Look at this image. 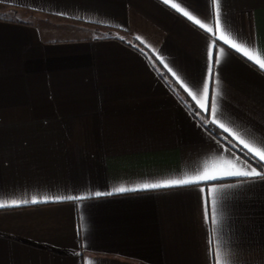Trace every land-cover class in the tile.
Returning a JSON list of instances; mask_svg holds the SVG:
<instances>
[{
  "label": "crops",
  "instance_id": "obj_1",
  "mask_svg": "<svg viewBox=\"0 0 264 264\" xmlns=\"http://www.w3.org/2000/svg\"><path fill=\"white\" fill-rule=\"evenodd\" d=\"M181 7L215 35L162 0H0V202L82 197L0 208V264H264V178L179 100L256 162L230 133L264 139V70L220 37L264 59V0Z\"/></svg>",
  "mask_w": 264,
  "mask_h": 264
},
{
  "label": "snow or ice",
  "instance_id": "obj_2",
  "mask_svg": "<svg viewBox=\"0 0 264 264\" xmlns=\"http://www.w3.org/2000/svg\"><path fill=\"white\" fill-rule=\"evenodd\" d=\"M213 3H217L218 0H212ZM162 3L166 5H170L171 8L175 9L177 12H180L182 15H184L189 21H193L196 25H198L201 29H205L209 33H213V27H208V22H202L201 19L195 18L193 15L190 14L189 11L185 10V7H181V4L183 3V0H178L177 3H172L171 0H162ZM223 26L225 29L230 33L231 30L227 28L226 23L222 22L220 18V12L219 9H217L216 12V20H215V30L219 31ZM122 39V38H121ZM137 39H140V37H137ZM220 39L224 40L226 44H229L233 49H235L237 52L242 53L243 56H245L248 60L252 61L255 65L258 66L260 70H264V59L261 58V55L259 53H256L252 50V42L251 41H243L240 40L239 37L233 36L232 39H229L227 36H221ZM237 40H240L239 43L235 42ZM143 42V41H142ZM242 45H246L242 46ZM161 60L162 63H164L163 59L161 57H157ZM215 63H220L219 59H214ZM166 67L168 65H165ZM206 68L209 73V79H211V73H212V65L211 63L206 62ZM169 71L173 72V76L177 78L178 82L182 81L181 86L185 87V91H188L189 88L193 89L194 91H189V95L193 97V100H195L196 104L200 107V109L204 111L209 110L208 106V93H209V85L207 83H201L199 86L192 85L188 81H186L178 72L173 71L171 68H169ZM201 88L203 89V95L205 103H201L198 97L201 95ZM219 93H216L211 98V112L213 114V123L218 122V101L217 96ZM219 127L222 128L225 132H229V128L225 127L223 123L219 124ZM234 136V138L239 140V143L243 145V148L247 149V153L253 154V159L256 160V163L259 164L260 161H264V139H261L257 137L256 135L250 134L248 132H244L243 136L245 138L241 139L240 136H237L235 133H230ZM255 145V146H254ZM258 158V159H256ZM235 164L239 165L240 161L237 159L235 160ZM246 166H241V168H245ZM227 176H247V177H255V176H261L264 178V174L261 172H258L255 168H252L251 170H238V171H229L225 173ZM210 179H216V177H210L207 175H203L200 177L195 178H185V179H173V180H166L161 183H144L137 186L136 189H127L124 187H118L115 188V192H125V191H135V190H143V189H157L162 187H171V186H179V185H188L191 183H197L199 181H207ZM201 191H204V189H201ZM110 194V193H109ZM96 196H100V192L95 193ZM73 199H82V197H73L72 195H66V196H55V197H44L41 200H37L35 197H33L30 201L29 200H11L6 202H0V208H6V207H19L22 204H35V203H47V202H60L63 200H73ZM207 219V216H206ZM213 223H216L215 219H213ZM216 264H223L222 258L219 254V250L217 252V258H216Z\"/></svg>",
  "mask_w": 264,
  "mask_h": 264
},
{
  "label": "trees",
  "instance_id": "obj_3",
  "mask_svg": "<svg viewBox=\"0 0 264 264\" xmlns=\"http://www.w3.org/2000/svg\"><path fill=\"white\" fill-rule=\"evenodd\" d=\"M147 57V56H146ZM159 76L162 80H164L168 85L169 88L174 90L173 84L166 78L165 74L163 72H159ZM180 102L188 109L192 117L196 120H199L202 122V126L204 130L216 141L233 151L236 155L241 157L243 160L248 162L249 164L253 165L257 170L264 172V168L257 164L255 161H253L250 157H248L244 152H242L227 136H225L222 132L211 126L208 122L201 121L198 118V111L192 106V104L185 98L184 96H180L179 98Z\"/></svg>",
  "mask_w": 264,
  "mask_h": 264
}]
</instances>
